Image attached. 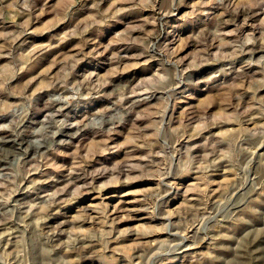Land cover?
Masks as SVG:
<instances>
[{
    "label": "rangeland",
    "instance_id": "rangeland-1",
    "mask_svg": "<svg viewBox=\"0 0 264 264\" xmlns=\"http://www.w3.org/2000/svg\"><path fill=\"white\" fill-rule=\"evenodd\" d=\"M0 264H264V0H0Z\"/></svg>",
    "mask_w": 264,
    "mask_h": 264
}]
</instances>
